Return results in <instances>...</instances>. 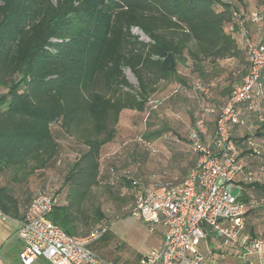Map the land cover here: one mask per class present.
<instances>
[{
	"label": "trees",
	"instance_id": "obj_1",
	"mask_svg": "<svg viewBox=\"0 0 264 264\" xmlns=\"http://www.w3.org/2000/svg\"><path fill=\"white\" fill-rule=\"evenodd\" d=\"M234 12L244 18L252 44L264 46V20L255 24L254 10H242L231 0H0V212L17 217L22 205L24 216L37 194L30 180L48 168L64 172L58 193L43 190L56 198L47 220L70 235L109 227L116 216L97 201L102 184L125 185L129 203L137 188L163 191L180 184L197 154L190 149L189 131L183 138L178 120L164 111L158 116V109L165 102L188 103L193 121L204 116L208 134L214 132L250 65ZM133 28L148 41H137ZM222 61H233L238 73ZM124 67L135 76L136 88ZM187 67L192 78L180 71ZM225 69L228 85L212 90ZM196 82L208 91L194 89ZM166 85L169 91L153 100L158 87ZM257 97L264 105V66L250 98L237 107L241 122L229 128L240 168V158L249 162L242 170L245 183L264 193V153L256 144L264 141V119H257L252 106ZM204 106L213 112L203 115ZM123 111L130 113L126 136L133 139L125 143V152L103 158V147L122 134ZM253 116L256 128L239 135ZM163 142L175 151L170 158L159 146ZM146 154L153 156L152 165L145 166L151 171L134 175L123 169L131 159L144 165ZM159 158L188 163L169 168ZM240 191L243 235L264 239V194L255 201L261 206H255Z\"/></svg>",
	"mask_w": 264,
	"mask_h": 264
},
{
	"label": "built area",
	"instance_id": "obj_2",
	"mask_svg": "<svg viewBox=\"0 0 264 264\" xmlns=\"http://www.w3.org/2000/svg\"><path fill=\"white\" fill-rule=\"evenodd\" d=\"M233 15L238 22L239 36L247 46L248 72L233 89L212 134H208L204 116L194 121L189 138L190 149L197 154V159L184 180L163 191L137 188L127 205L129 215L146 223L150 230L162 228L163 245L144 255L141 264H224L202 253L201 243L208 236L231 243L244 263L256 260V264H264V239L243 235L240 191H232L233 181L241 169L237 160L239 151L229 131L231 124L241 122L238 105L250 98L258 84L264 66V46L253 45L244 18L237 12ZM263 19L258 12L253 14L254 21ZM193 88L203 93L208 91L199 82ZM211 112L213 109L209 106L202 108L203 115ZM55 203L52 194L42 191L27 206L17 229L22 243L20 262L32 264L44 259L49 264H115L92 249L108 227L94 229L86 235H70L47 220Z\"/></svg>",
	"mask_w": 264,
	"mask_h": 264
},
{
	"label": "rangeland",
	"instance_id": "obj_3",
	"mask_svg": "<svg viewBox=\"0 0 264 264\" xmlns=\"http://www.w3.org/2000/svg\"><path fill=\"white\" fill-rule=\"evenodd\" d=\"M251 10H254V12H259L261 16L264 17V0H262L261 5L259 6H252L250 7ZM247 12V11H246ZM264 20V19H263ZM132 33L134 35H137V41H148V38L146 36H143L141 34L140 30L138 28H133ZM222 66L227 67V69L231 68L235 70L238 73V70L235 67V63L233 61H222ZM227 69H225V73L221 78L222 80L220 82L215 81L212 85V90L215 88H223L228 85V82H223L224 78H227ZM180 71L184 74H186L188 77H193L194 75L192 72H190L189 68H180ZM123 73L128 79V81L133 85V87H137V80L131 70L127 67L123 68ZM193 80V79H191ZM169 85H166L165 87H158V91L155 92L152 96L153 100H160L159 97H161L162 93H167L169 91L170 87ZM174 86V85H173ZM169 88V89H168ZM174 87H172L173 89ZM191 92V88H189ZM190 97L189 95H186ZM187 97V98H188ZM190 104L188 103H182L177 102V106H170L167 104V102L163 103L160 106V109H158V116L160 113L164 111V113L168 114L169 119H175L178 120L179 124L181 126L177 128L178 131H180L183 135V138L186 137L187 131L193 127L194 119L193 115L190 113ZM252 106L254 109L257 110V119H259V115L264 119V105L261 102V100L257 97L254 98V102L252 103ZM159 107V106H158ZM130 113L127 111H123L121 114V119L118 124V131L119 133L129 126V123L131 121V116H129ZM253 119H256V116H253L251 118V122L249 123V126L247 128H241L238 130L239 135H244L246 131H252L254 130V123ZM144 128V123L142 121L141 123V132ZM135 130H138L134 128ZM184 131H186L184 133ZM139 132V131H138ZM169 133H166V137L163 139H167L169 137ZM173 136V135H172ZM136 138V137H135ZM134 138V139H135ZM133 138H130L129 136H126L124 134L119 135V142L122 140H131ZM130 142V141H129ZM133 144L136 141H131ZM121 143V142H120ZM256 144L261 148L262 153H264V141L256 140ZM161 148H164L169 153L173 154L175 152L172 148L168 147L169 145L167 143H161L159 145ZM188 148V147H187ZM106 149V146L104 147V150ZM184 149V148H183ZM184 154L188 153L187 150L183 151ZM147 155V160L145 164L140 163V167L136 162H133L131 159L123 169L124 170H131L134 175H141L142 172H148L152 169H145L146 165H152L150 162L152 161L151 155ZM153 157V156H152ZM160 159V158H159ZM187 159V158H186ZM161 160V159H160ZM163 161V160H161ZM171 162V161H169ZM163 163L169 168L173 167L172 165H169L170 163H167L166 160L163 161ZM141 169L140 171L138 169ZM177 169V167H173ZM151 169V170H150ZM122 171V170H121ZM42 173L35 175L30 180V186L33 187V195L45 190L47 187L49 190L55 193L59 192L60 183L62 182V176L64 170L61 168H57L56 170L49 169V170H43L40 171ZM130 190L126 188L125 185H120L119 183L113 182V184L110 183V185L102 184L101 187L97 188V201H99L102 204V207L105 211L114 213V215L111 219V223L108 227L107 232L105 233V237L100 238L96 241L94 245H92V249H94L103 256L106 260L111 261L113 263H116L117 261L114 259L115 256L120 257H127V258H134L136 260L140 259L142 254H145L149 252L152 247L156 246L159 242L160 238L162 236V228L158 226L154 231L149 229V226L132 217L129 215L128 211H125V207L129 203L128 201V193ZM122 198H125V202ZM118 215V216H117ZM261 230H264V224H261L260 226ZM206 241V239H205ZM207 242V241H206ZM221 242V241H219ZM212 243V244H209ZM213 245V247L211 246ZM210 247L213 248L212 254L215 258H221L224 261V264H244L243 260L236 255V252L238 253V250L231 244L226 243L225 245H219L217 241H208L205 243V246L201 248L202 253H207ZM44 260V259H41ZM45 261V260H44ZM47 262V261H45ZM45 262L43 264H45ZM48 263V262H47Z\"/></svg>",
	"mask_w": 264,
	"mask_h": 264
},
{
	"label": "crops",
	"instance_id": "obj_4",
	"mask_svg": "<svg viewBox=\"0 0 264 264\" xmlns=\"http://www.w3.org/2000/svg\"><path fill=\"white\" fill-rule=\"evenodd\" d=\"M231 1L234 4H236L240 9H242V10L245 9V10H249V11L251 10L250 7H252L253 5L259 6L262 3V0H241V1L231 0ZM257 22L258 21H255L254 23L256 24ZM129 125H130V123H129ZM127 127L128 128L121 131L120 133H122L124 135L128 134L127 132H129L130 127L129 126H127ZM120 142H119V137H117L113 142L105 145L106 149L104 150V147H105L104 146L103 149L101 150L102 151L101 152L102 157L105 158L108 155L114 154V152H116V151L120 152V153L125 152L127 149L125 147V143H127L128 140H123V143H120ZM168 153L169 152L167 150H165L164 156H166L167 158L168 157L170 158ZM151 158H153V157H151ZM188 159L190 160V157ZM168 161L172 162V163H170V165H172L173 167H179L181 165L184 166L188 163V162H186V160L182 162L181 158H178L176 160H174V159L170 160L169 159ZM240 164L242 166V169H241V172H239L237 174L236 178L234 179V182L232 184V191L238 192V191H240V189H242L243 193L245 195H247L246 197L248 198L249 201L254 202L255 206H261L259 204L257 205L255 201L258 200V198L261 194L262 195L264 194L263 191L260 189L250 187L244 181V176H243L242 172L246 170V168L249 165V162L240 158ZM49 169L50 168H48L46 170H49ZM149 177H151L152 180H155V179H157L158 176L157 175H150ZM23 212H24V209H23V206L21 205L19 216L10 217V216L4 215V214L2 216H0V264H22L20 262V260L18 259V254L22 249V243L17 236V229L20 226L22 216H23ZM254 221L259 222L258 218H257V220H254ZM210 237H211L210 239H206L207 242L214 240V241H217V243L221 246L225 245L226 243H229V242H226L222 239H216L213 236H210ZM159 238H160L159 242L157 243L156 246L152 247V249L160 248L163 245V234ZM206 241L205 240L202 241L201 248H203L205 246V243H207ZM219 241H221V242H219ZM209 244H212V243H209ZM211 246L213 247V245H211ZM212 247H210L208 252L204 253V254L207 257H212V258L220 260L221 262L224 263V261L220 257L219 258L214 257V255L212 254V251H213ZM147 253L142 254L140 259H138V260H136L134 258H127V257L123 258V257H120L119 255L115 256L114 259L117 261L115 264H141L142 258ZM236 255L238 256L237 252H236ZM44 262H45L44 260L37 259L32 264H43ZM45 264H49V263L45 262ZM244 264H256V260H251V262L244 263Z\"/></svg>",
	"mask_w": 264,
	"mask_h": 264
},
{
	"label": "water",
	"instance_id": "obj_5",
	"mask_svg": "<svg viewBox=\"0 0 264 264\" xmlns=\"http://www.w3.org/2000/svg\"><path fill=\"white\" fill-rule=\"evenodd\" d=\"M141 32V34H143V32L142 31H140ZM143 36H145L144 34H143Z\"/></svg>",
	"mask_w": 264,
	"mask_h": 264
}]
</instances>
